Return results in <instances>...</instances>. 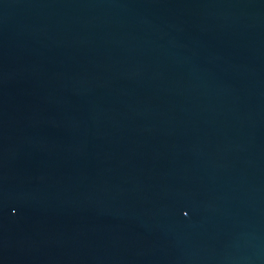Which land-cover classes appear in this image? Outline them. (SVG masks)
<instances>
[{
	"label": "water",
	"instance_id": "obj_1",
	"mask_svg": "<svg viewBox=\"0 0 264 264\" xmlns=\"http://www.w3.org/2000/svg\"><path fill=\"white\" fill-rule=\"evenodd\" d=\"M0 264H264V0H0Z\"/></svg>",
	"mask_w": 264,
	"mask_h": 264
},
{
	"label": "snow or ice",
	"instance_id": "obj_2",
	"mask_svg": "<svg viewBox=\"0 0 264 264\" xmlns=\"http://www.w3.org/2000/svg\"><path fill=\"white\" fill-rule=\"evenodd\" d=\"M185 215H187V213H185Z\"/></svg>",
	"mask_w": 264,
	"mask_h": 264
}]
</instances>
